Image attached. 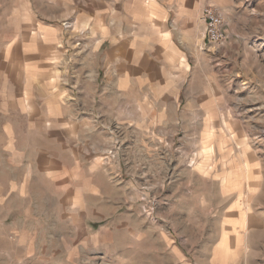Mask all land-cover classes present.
Returning a JSON list of instances; mask_svg holds the SVG:
<instances>
[{
	"label": "rangeland",
	"instance_id": "1",
	"mask_svg": "<svg viewBox=\"0 0 264 264\" xmlns=\"http://www.w3.org/2000/svg\"><path fill=\"white\" fill-rule=\"evenodd\" d=\"M77 1L0 0V54L15 30L12 14L31 22L39 15L65 29L63 43L47 48L49 65L75 67L70 54L84 47L76 38L84 26L73 25ZM118 5L109 3L111 34ZM202 5L223 10L229 40L204 46L198 14L194 44L180 63L183 83L167 60L163 72L154 67L139 77L127 50L120 51L126 56L120 67L110 69V82L102 81L109 92L100 86L95 93L111 102L110 144L118 146L111 167H20V157L7 155L0 124V264H264V0ZM24 45V56L4 52L0 59L5 98L18 86L15 73L40 62L35 41ZM109 48L110 56L119 54L115 43ZM21 79L27 88L37 77ZM71 79L69 72L52 77L48 95L60 98ZM176 97L178 108L171 107ZM121 161L123 167H113ZM242 213L249 218L243 228Z\"/></svg>",
	"mask_w": 264,
	"mask_h": 264
},
{
	"label": "crops",
	"instance_id": "2",
	"mask_svg": "<svg viewBox=\"0 0 264 264\" xmlns=\"http://www.w3.org/2000/svg\"><path fill=\"white\" fill-rule=\"evenodd\" d=\"M83 1L87 9L85 18L81 19L80 6ZM77 2L73 25L77 26L79 21L80 27L84 26L76 36L77 42L83 41L84 47L70 54L73 55L70 61L76 66L68 70L51 67L47 57V48H57L58 43H63L65 29L62 30V23L47 24L44 17L39 15L32 22L28 15L11 16L15 30L5 42L0 59H4L5 54L10 57V53L24 56L27 48L24 44L32 39L37 45V58L40 61L37 67H27L30 66L27 64L15 73L19 76L18 86L14 87L9 98L0 95V124H5L3 136L9 141L6 145L7 155L20 157V167H34L36 170L38 167H111V158L115 159L118 155L114 153L110 158L108 155L113 149L110 142L115 133L111 132L110 127L111 102L107 94L99 100L95 98V93L100 86L103 93L109 92V87L104 86L102 81L107 77L110 82V69L116 63L117 68L120 67L126 58L120 55V51L126 53L127 50L134 60L133 70L139 77L154 67L163 72L167 60V66L183 83L180 63L183 60L187 62L195 38L191 32L195 30L198 12L205 0H117V24L112 34L109 29L111 0ZM202 28V23H197L198 33ZM114 43L119 54L112 57L109 45ZM67 72L73 77L70 90L64 91L60 98L48 95L49 87L53 89L52 77L66 76ZM116 73L119 75L118 69ZM23 75L37 79L28 80L31 86L25 88L21 79ZM162 104L164 107L165 104ZM178 106L176 97L171 107ZM181 106L184 107L183 104ZM117 107H125V101H118ZM162 115L164 112L159 116ZM163 118L161 123L169 122ZM120 119L123 120L121 124L125 125L126 118H117L118 124ZM113 167H123V161ZM132 167H135V163Z\"/></svg>",
	"mask_w": 264,
	"mask_h": 264
},
{
	"label": "built area",
	"instance_id": "3",
	"mask_svg": "<svg viewBox=\"0 0 264 264\" xmlns=\"http://www.w3.org/2000/svg\"><path fill=\"white\" fill-rule=\"evenodd\" d=\"M199 21L203 25L202 41L204 46H222L228 42L229 33L225 13L220 7L214 5L203 6L199 13ZM117 151L118 146L115 145L108 154L117 153Z\"/></svg>",
	"mask_w": 264,
	"mask_h": 264
},
{
	"label": "bare ground",
	"instance_id": "4",
	"mask_svg": "<svg viewBox=\"0 0 264 264\" xmlns=\"http://www.w3.org/2000/svg\"><path fill=\"white\" fill-rule=\"evenodd\" d=\"M209 127L210 126H207V132H206V136H205V140H204V143H203V145H204V149H205V154H207V155H209V154H211L212 153V149H211V137H212V130H211V128L209 129ZM204 155V154H203ZM205 162L206 163H208V160H205ZM205 165V167H208V165H206V164H204ZM223 181V180H222ZM224 183V185H226V186H229L230 185V183H228V182H222V184ZM236 187H238L239 188V193H238V199L239 200H241V197H242V194H241V189H242V187L240 186V185H237ZM240 222H241V225H240V227L241 228H243L244 226H248L249 225V218H248V216H244V214L242 213V216H241V220H240ZM240 242V240L239 241H237V244ZM237 244H234V243H231V247H234L235 245H237ZM228 250V248H227V245L226 246H224L222 249H221V252L222 251H227ZM231 251V250H230Z\"/></svg>",
	"mask_w": 264,
	"mask_h": 264
}]
</instances>
